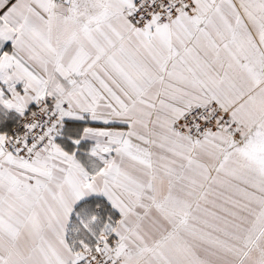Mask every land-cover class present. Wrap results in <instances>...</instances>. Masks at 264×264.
<instances>
[{"label": "snow or ice", "instance_id": "snow-or-ice-1", "mask_svg": "<svg viewBox=\"0 0 264 264\" xmlns=\"http://www.w3.org/2000/svg\"><path fill=\"white\" fill-rule=\"evenodd\" d=\"M0 264H264V0H0Z\"/></svg>", "mask_w": 264, "mask_h": 264}]
</instances>
